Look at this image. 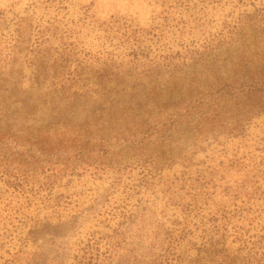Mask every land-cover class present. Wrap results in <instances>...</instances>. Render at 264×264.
<instances>
[{"label": "rangeland", "instance_id": "rangeland-1", "mask_svg": "<svg viewBox=\"0 0 264 264\" xmlns=\"http://www.w3.org/2000/svg\"><path fill=\"white\" fill-rule=\"evenodd\" d=\"M240 41L264 50V0H0V108L20 125L30 99L31 122L45 126L61 118L46 96L61 86L86 104L131 88L185 99L195 73ZM235 135L182 140L174 167L129 168L121 179L115 169L0 171V264H137L104 261L114 230L142 258L160 250L155 264H195L210 239L245 263L244 246L264 251V114ZM243 185L244 203L233 198Z\"/></svg>", "mask_w": 264, "mask_h": 264}, {"label": "trees", "instance_id": "trees-1", "mask_svg": "<svg viewBox=\"0 0 264 264\" xmlns=\"http://www.w3.org/2000/svg\"><path fill=\"white\" fill-rule=\"evenodd\" d=\"M256 20L252 21L258 26ZM240 43L227 48L228 58L222 64L211 68L212 64L195 73L185 99L164 95L158 89L149 92L131 88L117 90L104 101L95 100L96 104H86L83 96L74 94L68 98L64 94L68 89L61 86L59 93L55 90V94L53 91L46 94L47 100L51 98L50 109L61 112V118L45 126L31 122L38 103L30 99L22 102L20 125L8 120L10 105L0 108V171L16 177L15 171L20 168L59 171L62 175L115 169L121 179L129 168L174 167L183 159L182 153L175 150L182 140L192 141L195 147L228 134L239 135L244 123L264 114V50L249 52L245 42ZM225 67L230 71L228 74H222ZM57 84L62 85V80L58 79ZM14 94L7 92L5 96L16 102ZM67 106L70 107L64 114ZM241 187L233 198L244 203L243 191L248 186ZM259 193L254 191L248 201ZM107 237L115 246L104 257L106 263L116 255L137 264H155L162 257L161 251L153 248L144 251L147 256L142 258L137 254L139 247L124 243L133 238L120 239L122 232L117 230ZM208 242L206 254L196 259L195 264H239L240 259L224 245L220 247L211 239ZM260 245L256 241L253 248H242L247 251L242 264L264 261Z\"/></svg>", "mask_w": 264, "mask_h": 264}]
</instances>
